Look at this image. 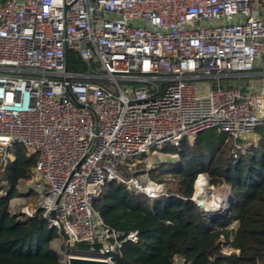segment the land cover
<instances>
[{
    "label": "built area",
    "instance_id": "2783aa9c",
    "mask_svg": "<svg viewBox=\"0 0 264 264\" xmlns=\"http://www.w3.org/2000/svg\"><path fill=\"white\" fill-rule=\"evenodd\" d=\"M254 1L0 3V168L17 144L38 157L41 188H28L39 192L35 205L13 214L39 213L57 230L62 264L70 256L116 264L126 243L139 242L137 230L111 227L95 201L110 182L151 199L169 195L166 181L150 176L151 157L168 145L216 128L233 138L238 162L257 143L248 138L264 127V9ZM70 51L86 70L67 66ZM199 175L191 199L205 214L229 213L231 192ZM238 226L229 224L231 239ZM81 242L100 248L77 249Z\"/></svg>",
    "mask_w": 264,
    "mask_h": 264
},
{
    "label": "trees",
    "instance_id": "16d2710c",
    "mask_svg": "<svg viewBox=\"0 0 264 264\" xmlns=\"http://www.w3.org/2000/svg\"><path fill=\"white\" fill-rule=\"evenodd\" d=\"M69 58L71 70L87 69L74 51ZM233 143L225 132L210 128L194 139H183L180 146L165 147L178 154L170 175L161 179L158 163L150 176L172 183L169 195L151 199L116 182L103 187L96 210L114 229L140 234L139 242L123 246L116 264H264V127L258 143L238 162L230 156ZM13 151L15 160L0 168V264H62L52 243L57 230L39 213L19 218L11 211V200L25 193L21 186L35 177L38 160L20 144ZM202 173L211 185L227 186L232 194L231 211L214 220L191 199ZM231 222L239 225L232 239ZM75 247L88 252L100 248L86 242ZM225 247L233 251L226 253Z\"/></svg>",
    "mask_w": 264,
    "mask_h": 264
},
{
    "label": "rangeland",
    "instance_id": "374dc122",
    "mask_svg": "<svg viewBox=\"0 0 264 264\" xmlns=\"http://www.w3.org/2000/svg\"><path fill=\"white\" fill-rule=\"evenodd\" d=\"M3 1H5V0H0V3ZM263 14H264V10H263ZM75 70H81L82 71V70H86V69H83V68L78 66V67L72 69V71H75ZM120 83H121L123 88L131 89V87L129 88V82L124 81V80H120ZM261 129L262 128H258L254 133H252L249 136L248 140L252 139L254 143H256V142L258 143V140L260 138V130ZM177 158H178L177 153H172V152H167V151L162 152L161 151V153L159 152V153H156L155 155H153L150 160H152L156 164L160 163L158 174H160L161 179H164L166 176L170 175L169 170L173 168V166H174L173 162H175L177 160ZM153 173L156 174L155 171H153ZM204 175H206V174H204ZM157 179H159V176L157 177ZM39 181H41V180L39 179L38 176L35 175V177L32 180L28 181L25 185L21 186V189L22 190L24 189L25 193H23L22 195H20L18 197H14L11 200V211H12V213L17 214V212L20 209H22L24 206L30 207V206L35 205V199L37 198V195L39 192L32 191L28 188H29V185L33 182L40 189L41 185H40ZM166 183L169 187H170V185L173 186L172 183L170 184L167 181H166ZM213 188H216L217 191L221 194L228 193V190H229V188L227 186H219V187L213 186ZM31 192H34V193H31ZM203 199H205V198H203ZM214 200L215 201L212 202V205H214V204H215V206L216 205H222V202H220V200H217V199H214ZM206 214L210 219L214 220L218 216H221L222 212H217V211L215 212V210H211L210 212H207Z\"/></svg>",
    "mask_w": 264,
    "mask_h": 264
},
{
    "label": "water",
    "instance_id": "95a60500",
    "mask_svg": "<svg viewBox=\"0 0 264 264\" xmlns=\"http://www.w3.org/2000/svg\"><path fill=\"white\" fill-rule=\"evenodd\" d=\"M69 52H67V66L69 67ZM202 207V204H199ZM14 215V214H13ZM67 264H112L110 261L104 258H98L93 256H70Z\"/></svg>",
    "mask_w": 264,
    "mask_h": 264
},
{
    "label": "crops",
    "instance_id": "0c3cea01",
    "mask_svg": "<svg viewBox=\"0 0 264 264\" xmlns=\"http://www.w3.org/2000/svg\"><path fill=\"white\" fill-rule=\"evenodd\" d=\"M254 6L256 9H264V0H255Z\"/></svg>",
    "mask_w": 264,
    "mask_h": 264
},
{
    "label": "bare ground",
    "instance_id": "6f19581e",
    "mask_svg": "<svg viewBox=\"0 0 264 264\" xmlns=\"http://www.w3.org/2000/svg\"><path fill=\"white\" fill-rule=\"evenodd\" d=\"M202 187H205L204 185H202Z\"/></svg>",
    "mask_w": 264,
    "mask_h": 264
}]
</instances>
